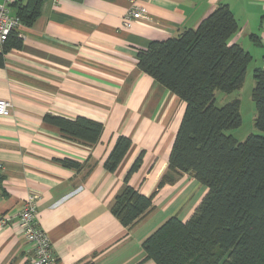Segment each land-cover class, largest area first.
Here are the masks:
<instances>
[{"label": "crops", "instance_id": "obj_1", "mask_svg": "<svg viewBox=\"0 0 264 264\" xmlns=\"http://www.w3.org/2000/svg\"><path fill=\"white\" fill-rule=\"evenodd\" d=\"M220 3L237 20L230 42L250 52L246 76H253L264 69V0H149L130 26L124 16L132 0H43L33 24L20 25L23 46L0 67V98L12 103L11 114L0 116V220L13 218L0 221V264L34 256L18 223L31 195L59 264H157L145 259V239L171 216L188 220L208 188L190 173L160 185L186 103L143 71L137 55L152 41L198 27ZM49 113L86 117L103 131L95 143L71 138L45 120ZM119 136L131 147L109 171L105 161ZM140 155L129 183L153 194L154 206L127 228L111 207ZM65 158L80 166L64 165Z\"/></svg>", "mask_w": 264, "mask_h": 264}, {"label": "trees", "instance_id": "obj_2", "mask_svg": "<svg viewBox=\"0 0 264 264\" xmlns=\"http://www.w3.org/2000/svg\"><path fill=\"white\" fill-rule=\"evenodd\" d=\"M43 0L13 4L22 24L32 25L40 16ZM237 20L226 3H220L196 28L175 37L155 40L137 55L139 67L186 103L169 157L168 173H190L208 192L188 220L171 216L143 242L146 260L157 264H264V69L253 72L255 126L263 134H249L240 141L228 130L242 124L240 98L222 106L216 92L239 91L245 82L252 55L230 39ZM23 46L22 36L12 31L0 51V67L11 49ZM68 137L88 143L99 140L100 122L86 117L70 119L46 114ZM131 147V139L119 136L105 161L115 171ZM69 167L80 164L69 158ZM142 163L140 155L130 168L122 191L111 207L127 228L153 208L154 195L130 185L129 176ZM28 264H32L31 262Z\"/></svg>", "mask_w": 264, "mask_h": 264}, {"label": "built area", "instance_id": "obj_3", "mask_svg": "<svg viewBox=\"0 0 264 264\" xmlns=\"http://www.w3.org/2000/svg\"><path fill=\"white\" fill-rule=\"evenodd\" d=\"M20 0H2L0 2V51L12 31L17 30L22 24L20 18L12 11L14 3ZM58 4L61 0H51ZM133 6L128 9L124 16V23L130 26L133 20L144 15L146 8L144 3L149 0H132ZM144 2V3H143ZM19 35L21 33L19 32ZM11 101L0 98V116H9L11 114ZM37 202L36 195H31L25 202V205L18 216V223L22 228L26 239L34 246V256L31 259L32 264H59L54 255L51 241L45 231L39 226L36 218ZM12 217L4 216L1 218L2 224L10 223Z\"/></svg>", "mask_w": 264, "mask_h": 264}, {"label": "rangeland", "instance_id": "obj_4", "mask_svg": "<svg viewBox=\"0 0 264 264\" xmlns=\"http://www.w3.org/2000/svg\"><path fill=\"white\" fill-rule=\"evenodd\" d=\"M254 85L255 81L251 74L246 76L240 93H225L222 91L216 92V104L219 106L224 105L237 96H240L242 99L241 113L243 122L239 127L228 130L229 134H232L240 141L244 140L251 133L263 134L255 126L256 108L255 102L252 99V89Z\"/></svg>", "mask_w": 264, "mask_h": 264}]
</instances>
